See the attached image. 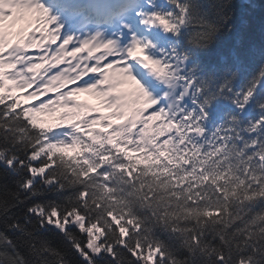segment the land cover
Listing matches in <instances>:
<instances>
[{
    "label": "snow or ice",
    "instance_id": "snow-or-ice-1",
    "mask_svg": "<svg viewBox=\"0 0 264 264\" xmlns=\"http://www.w3.org/2000/svg\"><path fill=\"white\" fill-rule=\"evenodd\" d=\"M254 10L0 0V264H264Z\"/></svg>",
    "mask_w": 264,
    "mask_h": 264
},
{
    "label": "trees",
    "instance_id": "trees-1",
    "mask_svg": "<svg viewBox=\"0 0 264 264\" xmlns=\"http://www.w3.org/2000/svg\"><path fill=\"white\" fill-rule=\"evenodd\" d=\"M239 3L240 0H237ZM253 3L255 5V10L253 12V31H254V37L257 43L260 42L261 36H260V25L262 19H264V0H253ZM80 99L86 100L90 103H95V100L91 98L88 94L81 95ZM42 119L49 120V117H42Z\"/></svg>",
    "mask_w": 264,
    "mask_h": 264
}]
</instances>
